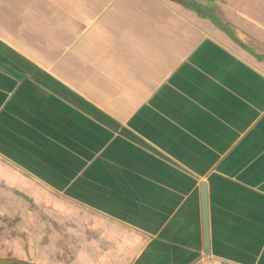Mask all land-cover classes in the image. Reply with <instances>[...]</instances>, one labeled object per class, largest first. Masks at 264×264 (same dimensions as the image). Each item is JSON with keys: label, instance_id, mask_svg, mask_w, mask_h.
<instances>
[{"label": "crops", "instance_id": "1", "mask_svg": "<svg viewBox=\"0 0 264 264\" xmlns=\"http://www.w3.org/2000/svg\"><path fill=\"white\" fill-rule=\"evenodd\" d=\"M15 216L41 264H264V0H0Z\"/></svg>", "mask_w": 264, "mask_h": 264}, {"label": "rangeland", "instance_id": "2", "mask_svg": "<svg viewBox=\"0 0 264 264\" xmlns=\"http://www.w3.org/2000/svg\"><path fill=\"white\" fill-rule=\"evenodd\" d=\"M25 211H27V209H23L22 212ZM32 221H34V217L21 218L19 216H15L12 222L7 223L3 221L2 224L0 223V226L4 225L5 227H8V234L12 236L11 240L3 239L6 234L3 233L1 231L2 229L0 228L1 261H14L21 264H41L40 260L38 259L40 252L35 251V248L33 247V245L38 242V238L40 237L39 232H37L36 229L34 232L33 229L35 226L39 227V224L37 223L34 226ZM18 224L25 228L24 230H21L22 232H17V230H15V227ZM45 227L47 228V226ZM3 230L6 231L5 228H3ZM48 235V230H46V238L44 239L46 244H48ZM35 238H37V242Z\"/></svg>", "mask_w": 264, "mask_h": 264}, {"label": "water", "instance_id": "3", "mask_svg": "<svg viewBox=\"0 0 264 264\" xmlns=\"http://www.w3.org/2000/svg\"><path fill=\"white\" fill-rule=\"evenodd\" d=\"M202 219H203V242H204V250L205 253L208 251V223H207V217H206V202H205V194L202 190ZM12 263V261H1L0 264H9Z\"/></svg>", "mask_w": 264, "mask_h": 264}, {"label": "trees", "instance_id": "4", "mask_svg": "<svg viewBox=\"0 0 264 264\" xmlns=\"http://www.w3.org/2000/svg\"><path fill=\"white\" fill-rule=\"evenodd\" d=\"M10 264H21V263H17V262L12 261V263H10Z\"/></svg>", "mask_w": 264, "mask_h": 264}]
</instances>
